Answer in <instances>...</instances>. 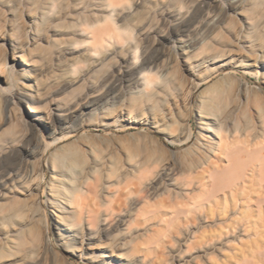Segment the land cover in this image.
<instances>
[{
  "label": "bare ground",
  "instance_id": "6f19581e",
  "mask_svg": "<svg viewBox=\"0 0 264 264\" xmlns=\"http://www.w3.org/2000/svg\"><path fill=\"white\" fill-rule=\"evenodd\" d=\"M55 1L30 0L36 11L27 13V36H23L16 35L12 28L13 9L19 0H0V21L8 27L0 26V82L9 81L11 71L15 69L18 76L35 84V89L27 83L21 85L31 97L47 95L39 88L36 78L48 73L40 65L43 42L59 51L86 45L90 57L106 49L111 39L122 38L111 17L112 9L122 0H90L91 10L87 14L80 6L82 0H71L73 12L68 22L72 27L66 24L52 26L51 34L45 39L39 26ZM238 14L246 26L239 40L246 45L253 44L255 40L246 34L253 28L252 23L244 9L238 10ZM261 47L260 56L248 55L245 60L239 58L238 46H224L190 59L182 57L186 71L194 78L186 81L179 98L193 109L198 129L187 147L169 157H164L166 150L160 147L161 144L155 147L152 140L150 146L145 140L132 144L127 134L118 132L129 126L137 129L150 126L167 139L173 137L164 123L171 116H162L156 110L138 113L118 108L112 116L121 122L120 126L103 120L90 124L82 119L77 128L62 127L71 139L58 144L43 162L35 157L28 161L19 176L10 174L5 178L9 182L0 193V264H142L141 258L128 252L133 238L127 224L120 226L122 218H118L115 231L105 229V225L110 223L114 213L121 211L124 197L138 187L153 159H170L184 178L182 187L175 180L163 185L164 191L172 186L175 194H182L183 199L176 203L182 206L179 211L172 205L167 206L160 220L164 226L160 229L169 230L173 221L181 216L185 219L183 226L174 227L177 229L176 247L169 250L171 258L166 264H184L197 257L207 259L212 252L219 253L231 242L240 241L249 231L248 223L253 224L255 235L264 236V155L260 153L264 150V129L251 136L242 126L249 119L263 120L264 46ZM8 58L13 64H9ZM69 60L67 57L56 62V68L66 65L75 70L79 63ZM251 67L260 69L259 83H238L233 72ZM201 82H205L204 86L197 88ZM192 88L195 89L192 91ZM46 104L54 109L62 107L54 98L46 100L45 104L30 101L24 104L25 114L18 118L17 127L2 130L8 135L0 137V154L9 150L19 152L23 148L21 139L28 128L25 118L32 120V126L37 128L48 122ZM91 126L99 129H91ZM238 151L246 157L240 158ZM132 154L140 159L132 161ZM42 166L47 170L44 179ZM214 173H221L219 176L225 177L227 185L223 182L226 186L220 187V190L225 188L223 198L212 189L210 195L213 198H222L220 207L216 208L219 199L214 206L218 211L213 207L210 217L216 218L213 221L217 229L210 236L205 235V239H199L196 232L203 228L205 217H194L192 210L203 205L205 198L209 199V194H205L209 186L205 182ZM196 180L200 185L199 194L189 195L188 189L191 184H196ZM204 195L208 197L203 200ZM147 213L142 209L135 218L146 220ZM154 234L156 238L160 236V233ZM192 239L195 242L190 244ZM141 246L136 243L133 249L139 250ZM257 248V253H261V247ZM39 249L44 252L36 260L34 254Z\"/></svg>",
  "mask_w": 264,
  "mask_h": 264
},
{
  "label": "rangeland",
  "instance_id": "374dc122",
  "mask_svg": "<svg viewBox=\"0 0 264 264\" xmlns=\"http://www.w3.org/2000/svg\"><path fill=\"white\" fill-rule=\"evenodd\" d=\"M81 2L83 13L90 12V0ZM71 4V0H56L51 6L48 16L39 26V32L45 39L51 34L52 26L66 24L72 27L68 22L73 12ZM240 9H244L245 16L253 25L249 33H246L249 38L255 40L250 45L239 40V35L246 31L245 20L238 14ZM35 11L30 0H19L12 13V28L16 35L27 36L26 28L29 22L27 13L34 14ZM95 14L100 15L99 12ZM111 17L115 30L122 33V38L111 39L106 49L93 56L87 55L86 45L59 51L43 42L40 65L48 73L39 74L36 78L39 88L46 91V97L36 98L27 95L21 85L27 83L35 89V84L32 80L27 81L18 76L15 69L11 71L9 81L0 82V137L8 135L6 131H2L3 129L17 127L18 118L25 114L24 104L27 102L45 104L46 100L54 98L62 104L59 109L46 104L49 109L48 122L40 128L32 126L33 121L25 118L28 128L21 139L23 148L19 152L9 150L0 154V193L9 182L8 179L5 180L7 176L10 174L19 176L27 167L29 160L38 157L43 162L47 154L58 144L71 139L69 133L62 127L77 128L81 125L82 119H86L90 124L103 120L120 126L121 122L112 116L113 111L118 108L138 113L156 110L162 116L166 114L171 116L164 121L173 133V137L168 139L150 126L142 129L129 126L118 131L127 134L132 144L145 140L148 145L152 140L155 147L161 144L160 147L167 151L164 157L184 149L198 128L193 109L179 98L186 81L194 78L186 71L182 57L190 59L200 53H213L224 46H238L241 51L239 58L245 60L248 55L260 56L261 46H264V0H122L112 9ZM0 22L1 27L8 28L2 21ZM67 57L70 58L69 61H77L78 67L75 70L68 69L66 65L61 69L56 68L55 63ZM8 62L13 64L10 58ZM260 72L257 67L238 68L233 75L240 84H258ZM146 79L150 81L147 82ZM204 84L205 82H201L197 88ZM194 89L192 88V91ZM262 119V122L254 119L247 120L246 124L243 122L242 126H245L247 134L252 136L261 132L264 129V114ZM260 153L264 155V150ZM238 154L240 158L246 157L243 152L238 151ZM138 159H140L138 155H131L132 161ZM41 172L44 179L47 174L44 166L41 167ZM215 174L205 182L209 186L207 188L209 193L205 192L209 194V199L205 198L207 195L202 196L203 200L205 198L203 205L192 210L194 217L195 215L199 218L205 217L203 228L196 232L199 239H205V235L210 236L214 229H217V225L214 224L216 218L211 219V211L218 199L221 201L218 200L219 205L215 207H220L225 189L221 191L220 187H225L227 181L224 180L225 177L219 176L221 173H217L216 176ZM182 177L180 170L171 164L170 159H153L138 187L124 197L121 211L114 213L110 223L105 225V229L115 231L119 225L118 218H122L120 226L127 224L133 238L128 252L131 256L141 258L142 264H166L171 258L169 250L176 247L174 240L177 236L176 228H179V225L183 226L185 219L179 217V220L173 221L171 225L173 228L176 226L175 230L170 226L171 229L164 231L160 229L164 226L160 220L167 206L172 205L179 211L182 206H177L176 203L182 201L183 195L175 194L172 186L171 189L164 191L163 185L169 180H175L182 187L184 179ZM197 182L198 180L189 187V195L199 194L200 185ZM212 191L214 193L217 191L216 194L222 198L217 196L213 198L214 196L210 195ZM41 195L39 197L43 205ZM142 209L148 213L146 220L139 221L135 216ZM248 224L249 231L242 235L240 241L231 242L219 253L212 252L207 259L197 257L184 264H264V236L255 235L253 224ZM156 232L160 233L157 238L154 234ZM193 242L194 239L190 244ZM136 243L142 245L139 250L133 249ZM258 246L261 247L259 249L261 253H257ZM43 252L44 249H39L34 254L36 260ZM193 253L192 251L191 254Z\"/></svg>",
  "mask_w": 264,
  "mask_h": 264
}]
</instances>
